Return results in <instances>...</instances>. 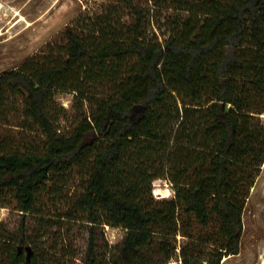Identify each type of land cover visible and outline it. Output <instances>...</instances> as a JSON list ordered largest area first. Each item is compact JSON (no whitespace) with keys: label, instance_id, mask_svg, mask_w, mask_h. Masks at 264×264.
Here are the masks:
<instances>
[{"label":"trees","instance_id":"obj_1","mask_svg":"<svg viewBox=\"0 0 264 264\" xmlns=\"http://www.w3.org/2000/svg\"><path fill=\"white\" fill-rule=\"evenodd\" d=\"M171 1L188 16L157 35L138 1L101 0L58 44L0 74V114L21 101L18 119L0 123V206L23 217L17 230L0 223V264L74 259L55 243L66 222L89 230L79 264H221L240 253L264 164V0ZM64 93L78 112L67 128ZM157 180L172 198L154 197ZM70 189L64 211L44 213ZM104 226L123 229L122 242L100 248Z\"/></svg>","mask_w":264,"mask_h":264},{"label":"rangeland","instance_id":"obj_2","mask_svg":"<svg viewBox=\"0 0 264 264\" xmlns=\"http://www.w3.org/2000/svg\"><path fill=\"white\" fill-rule=\"evenodd\" d=\"M101 0H0V74L17 68L28 57H31L46 45H56L60 42V33L75 21L80 15L100 10ZM146 9L147 20H150L149 33L161 35L167 33L173 16H188L169 7L171 0H136ZM10 97V96H7ZM56 105L64 111H59L61 119L57 122L62 128L74 123L78 112L74 109V94H59L55 98ZM20 100H8L7 108L0 114V123L14 122L18 119ZM264 125V113L260 116ZM1 128V126H0ZM3 134L16 138L17 130L4 128ZM1 132V131H0ZM35 134V133H34ZM32 133V135H34ZM73 189L66 190L62 199L44 205V213L56 217L66 209V203ZM68 195V196H67ZM153 195L156 199L173 197V186L166 180H157L153 184ZM46 202V201H45ZM22 216L11 207L0 206V223H5L10 229L17 230ZM49 218V217H47ZM48 220V219H46ZM35 226L33 220H29ZM59 240H55L58 248L68 246L74 259H65L66 264H79L85 257L90 242L89 230L86 226L72 222L65 223ZM54 231V230H53ZM125 237L121 228L104 226L97 230L98 246L118 245ZM45 241V238L43 239ZM182 241V240H181ZM47 246L53 247L52 237L46 238ZM169 264H182L175 258ZM221 264H264V164L251 188L250 196L243 215V232L240 253L237 256L225 257Z\"/></svg>","mask_w":264,"mask_h":264}]
</instances>
